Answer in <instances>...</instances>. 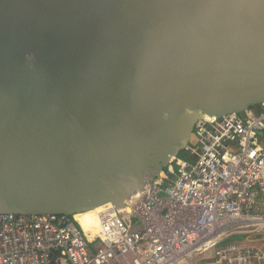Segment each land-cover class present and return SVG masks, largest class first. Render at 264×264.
<instances>
[{
    "label": "water",
    "instance_id": "obj_1",
    "mask_svg": "<svg viewBox=\"0 0 264 264\" xmlns=\"http://www.w3.org/2000/svg\"><path fill=\"white\" fill-rule=\"evenodd\" d=\"M262 102L264 0H0V212L125 207Z\"/></svg>",
    "mask_w": 264,
    "mask_h": 264
},
{
    "label": "built area",
    "instance_id": "obj_2",
    "mask_svg": "<svg viewBox=\"0 0 264 264\" xmlns=\"http://www.w3.org/2000/svg\"><path fill=\"white\" fill-rule=\"evenodd\" d=\"M188 158L87 230L76 214L0 212V264H264V102L201 119Z\"/></svg>",
    "mask_w": 264,
    "mask_h": 264
},
{
    "label": "bare ground",
    "instance_id": "obj_3",
    "mask_svg": "<svg viewBox=\"0 0 264 264\" xmlns=\"http://www.w3.org/2000/svg\"><path fill=\"white\" fill-rule=\"evenodd\" d=\"M114 204L109 201L103 203L95 208L81 211L76 214L77 218L82 222L87 230L96 228L99 223H101L109 213L115 210Z\"/></svg>",
    "mask_w": 264,
    "mask_h": 264
},
{
    "label": "rangeland",
    "instance_id": "obj_4",
    "mask_svg": "<svg viewBox=\"0 0 264 264\" xmlns=\"http://www.w3.org/2000/svg\"><path fill=\"white\" fill-rule=\"evenodd\" d=\"M193 136H195V135H193ZM184 150L180 153L181 155H184V156L187 155V156H193L194 157L195 154L191 151V149L189 150V152L187 150H185V151Z\"/></svg>",
    "mask_w": 264,
    "mask_h": 264
},
{
    "label": "trees",
    "instance_id": "obj_5",
    "mask_svg": "<svg viewBox=\"0 0 264 264\" xmlns=\"http://www.w3.org/2000/svg\"><path fill=\"white\" fill-rule=\"evenodd\" d=\"M191 143H193V144H197L198 142H197V140H196V137L195 136H192V139H191ZM185 150H187L188 152H189V149H185ZM184 150V151H185ZM182 156H184V155H182ZM184 157H188V158H191V157H193V156H184Z\"/></svg>",
    "mask_w": 264,
    "mask_h": 264
}]
</instances>
